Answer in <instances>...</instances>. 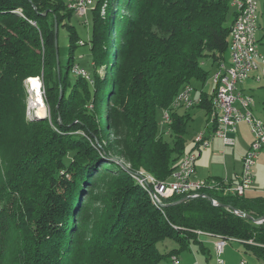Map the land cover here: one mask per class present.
I'll return each mask as SVG.
<instances>
[{
    "label": "trees",
    "instance_id": "obj_1",
    "mask_svg": "<svg viewBox=\"0 0 264 264\" xmlns=\"http://www.w3.org/2000/svg\"><path fill=\"white\" fill-rule=\"evenodd\" d=\"M233 1L95 0L93 71L71 84L75 48L86 43L71 25L68 0H0V264H173L191 244L204 247L197 232L237 239L264 261V221L236 213L264 218V197L207 190L160 206L133 177L167 182L186 154L193 119L173 103L186 86L207 83V63L224 64L238 15ZM56 25L70 33L66 74L56 63ZM38 77L50 119L29 121L25 86ZM214 94L203 93L197 105L209 116ZM160 111L170 114L171 142ZM110 131L124 136L127 167L103 145ZM102 179L105 210L90 225V208L80 207L95 203L88 194ZM166 239L180 247L161 253L157 244Z\"/></svg>",
    "mask_w": 264,
    "mask_h": 264
},
{
    "label": "built area",
    "instance_id": "obj_2",
    "mask_svg": "<svg viewBox=\"0 0 264 264\" xmlns=\"http://www.w3.org/2000/svg\"><path fill=\"white\" fill-rule=\"evenodd\" d=\"M237 18L233 25L230 35L229 51L231 55V64L226 66L222 64L213 76V82L216 91L212 99L213 121L215 129L213 136L219 137L225 146H234L235 141L229 137V133H234L240 123H246L253 135V143L248 150L244 162L242 173L235 184H229L227 181L219 180H196L194 179L195 164L197 156L189 152L183 155L178 168L172 174L171 180L160 182L153 176L140 172L133 177L146 187L151 200L158 205H163V199L174 196H186L194 199L206 197L204 191L221 192L222 194H232L244 196L253 184V167L264 148V121L257 119L252 113L254 99L250 96H244L236 93L237 85L245 82L253 72H258L257 81L264 76V56L259 50V41L257 33L259 30V7L257 0H236ZM95 0H68V9L72 10L80 18L88 16L94 6ZM87 23V22H86ZM73 73L77 76H83L90 80L88 72L79 67L73 68ZM31 79H28V81ZM37 80H41L40 77ZM27 81V82H28ZM29 90H31L30 83ZM193 88L186 86L177 98H175L173 107L190 109L199 104L192 99ZM33 93V91H31ZM44 99L45 92H42ZM239 103L240 107L236 104ZM215 119V122H214ZM163 122H170V114L164 111ZM194 143L199 148H206L210 140L203 133L198 134ZM214 206H219L217 200L212 199ZM211 236L209 233L197 232ZM238 241L237 239L217 238L214 242L217 263L224 264L222 258L225 248L229 242ZM173 264H180L177 257H172ZM239 264H250L243 259Z\"/></svg>",
    "mask_w": 264,
    "mask_h": 264
},
{
    "label": "crops",
    "instance_id": "obj_3",
    "mask_svg": "<svg viewBox=\"0 0 264 264\" xmlns=\"http://www.w3.org/2000/svg\"><path fill=\"white\" fill-rule=\"evenodd\" d=\"M235 1L236 0L233 1V8L235 11H237ZM260 30L261 25H259L257 38L259 41V50L264 56V52L261 48V45L264 46V29L259 35ZM224 64L228 67L230 66V56L228 58L226 57ZM207 65L210 67V71L212 72V79L210 84L206 83L204 86L200 84L199 90L197 89L196 84L191 86L193 88L191 97L193 100H195V102H199L201 100L203 93H207L209 95L215 93L216 86L213 82V76L216 73L217 66L211 63H207L206 66ZM258 75V72H253L250 77L245 80V82L239 83L237 85L236 93L252 97L254 99L252 113L257 119L264 121V76L260 81H257L256 78ZM197 105L191 110H185L184 108L178 109L180 113L188 111L193 119L191 122L196 123L197 120H200L204 123L201 128L194 129L190 140H187L186 153L193 151V153H195L197 156L196 163H194L195 174L193 177L196 180H223L227 181L229 184H235L239 180V177L242 173L244 158L254 140L250 128L245 122L240 123L237 126L236 132L229 133V137L235 141V145L225 146L219 137L213 136V115H207L206 112ZM236 105L240 107L239 103ZM200 133H203L204 136L210 140V144L206 148H199L194 143L195 137ZM262 167H264V148L261 150L259 157L253 167V184L245 194V196L248 198L264 197L262 196L264 195V191H262L263 187L260 184V178H262V174L264 172ZM198 237L199 241L202 242L204 247L200 249L198 245L191 244L188 250L194 253V249L196 248L198 252L209 255L210 259L214 256H216L217 259L214 247V242L216 239L204 234H200ZM175 249L178 248H174L173 250ZM176 256L178 259L181 258L178 256V254H176ZM222 258L224 260V264H239V262L243 259L247 260L250 264H264L263 260L249 255V253L246 252L244 245L239 241L229 242L225 248ZM195 264L201 263L198 259H196Z\"/></svg>",
    "mask_w": 264,
    "mask_h": 264
},
{
    "label": "rangeland",
    "instance_id": "obj_4",
    "mask_svg": "<svg viewBox=\"0 0 264 264\" xmlns=\"http://www.w3.org/2000/svg\"><path fill=\"white\" fill-rule=\"evenodd\" d=\"M258 2V7H259V20L258 23L261 25V30L259 32V35L261 34L262 30L264 29V0H257ZM121 14H125L124 9L121 10ZM87 22V23H86ZM92 17L91 14H88L87 17L85 18H80L78 15H74L72 20H71V25L74 27V30L77 33V36L79 40L81 41L79 44H82V42H85L86 44L78 45L75 48L74 51V64L75 66H79L83 69H86L89 73L93 71L92 68V56L90 53V45L89 41L92 37ZM70 33L69 29L66 27H60L58 30V49H59V62L61 66V70L63 74H66L67 72V65L69 63V57H70ZM262 51L264 52V46L261 45ZM231 57L230 52L227 53V58ZM206 69L210 71V67L207 65L205 66ZM101 74H103V71H101ZM32 79V78H31ZM212 79V72L210 71L207 84H210V81ZM37 80V79H36ZM76 80V75L73 72H70L68 74V83L73 84L74 81ZM35 80L29 81L30 86L32 82ZM39 81V80H37ZM41 84L42 92L43 90V81L42 79L39 81ZM197 89L199 90L200 84H196ZM26 98H25V106H26V118L27 120L31 121L34 119H50V109L48 105L45 103V112L44 116H37L36 115V110L30 109L29 107L31 106V103L34 102V94L29 90V84L28 82L26 83ZM264 90V88H263ZM45 101V99H43ZM30 105V106H29ZM107 108H103V113L101 114V120H103L102 124H104L105 120V112ZM163 112H159L157 115V118L160 122V131L162 133H166L164 136L166 140L171 142V137L169 134H167V126L164 125L163 119ZM61 122V121H60ZM204 123L201 122L200 120H197L196 123L190 122L186 134V140H190L192 133L194 132V129L201 128ZM124 140V136H119L115 135L113 131H110L108 134L107 140H105V144L103 143L104 146L111 145L112 153L110 154V159L111 160H116L120 164L126 166V160L122 157L121 152H122V142ZM107 144V145H106ZM109 147V146H108ZM114 150V151H113ZM127 167V166H126ZM264 170V167H262ZM100 184L96 187L95 191H90L89 196L92 194H96L97 197H95V203L91 204L90 201H84L80 207L81 212H86L90 208V212L88 213V221L90 220L89 224L92 225L95 222H98L101 217V211L103 212L105 210V206L102 202L99 201V196L102 197L101 195L104 194V192L107 191L108 189V179H102L100 180ZM260 184L263 187L262 191H264V172L262 174V178H260ZM95 192V193H94ZM264 196V195H262ZM157 247L159 251L163 254H166L170 251H172L174 248H179L180 244L173 240V239H166L164 241H160L157 244ZM194 253L186 250V251H181L178 253V256L181 257L179 261L181 264H195L196 259L200 261L201 264H217V259L216 256L210 259L209 255H205L202 252H198L197 249H194ZM177 257V256H176ZM161 264H168V261L164 260Z\"/></svg>",
    "mask_w": 264,
    "mask_h": 264
},
{
    "label": "bare ground",
    "instance_id": "obj_5",
    "mask_svg": "<svg viewBox=\"0 0 264 264\" xmlns=\"http://www.w3.org/2000/svg\"><path fill=\"white\" fill-rule=\"evenodd\" d=\"M31 91H33L34 94V102L31 103L30 109L36 110L37 116H44L46 114L45 112V102L42 97V88L39 81L35 80L34 83L31 84Z\"/></svg>",
    "mask_w": 264,
    "mask_h": 264
},
{
    "label": "water",
    "instance_id": "obj_6",
    "mask_svg": "<svg viewBox=\"0 0 264 264\" xmlns=\"http://www.w3.org/2000/svg\"><path fill=\"white\" fill-rule=\"evenodd\" d=\"M55 36H56V53H57V66H58V72H59V65H60V63H58L59 62V49H58V26L56 25V28H55ZM41 119H43V118H41ZM186 199H188V198H185V199H183V201L184 200H186ZM211 200V202H212V199H210ZM236 213L238 214V215H240V216H242V217H244V218H246V219H249V220H253L254 222H256V223H262V221H264V218H262L261 217V219L260 220H254L250 215H248V214H245V213H243V212H240V211H236Z\"/></svg>",
    "mask_w": 264,
    "mask_h": 264
}]
</instances>
